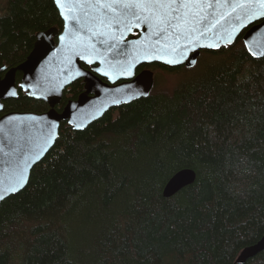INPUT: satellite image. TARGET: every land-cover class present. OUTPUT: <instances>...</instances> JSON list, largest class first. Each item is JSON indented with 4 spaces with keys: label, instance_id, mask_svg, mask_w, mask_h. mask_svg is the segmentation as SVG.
Listing matches in <instances>:
<instances>
[{
    "label": "trees",
    "instance_id": "trees-1",
    "mask_svg": "<svg viewBox=\"0 0 264 264\" xmlns=\"http://www.w3.org/2000/svg\"><path fill=\"white\" fill-rule=\"evenodd\" d=\"M52 26H63L54 0H6L0 65L24 61ZM144 66L180 78H155L82 129L62 120L27 184L0 201V264H264L263 251L237 261L264 235V56L240 34L192 67ZM82 86L72 81L57 109ZM48 108L19 87L0 115ZM183 167L195 180L165 196Z\"/></svg>",
    "mask_w": 264,
    "mask_h": 264
},
{
    "label": "water",
    "instance_id": "water-1",
    "mask_svg": "<svg viewBox=\"0 0 264 264\" xmlns=\"http://www.w3.org/2000/svg\"><path fill=\"white\" fill-rule=\"evenodd\" d=\"M68 2L75 3L76 0ZM58 9L61 15V9ZM65 15H69V12L65 11ZM235 15L236 13H232L231 16L220 19L216 27L209 29L203 36L194 34L189 39L181 36L179 40L174 35H168L167 38L151 35L146 27L125 31L121 38L115 27L105 28L95 24L93 32H90L88 28L92 25L86 22L77 35L94 45L95 52L86 50L75 37L67 35L76 27L71 16H80L84 20L79 8L72 9L69 21H65L61 15V30L52 26L37 32L33 48L24 61L8 68L4 76L2 71L6 69V65H0V111L4 108V99L14 97L8 95L10 91H15V96L18 95L17 71L22 72L19 83L22 89L29 96L47 102L49 108L42 112L12 110L0 115V190L15 184L21 174L24 183L19 190L27 184L34 164L55 143L62 120H67L76 129H82L112 106L148 95L155 84L154 71L144 68L137 72L139 65L160 62L169 66L184 64L192 67L197 63L202 49L228 46L240 34L253 56H264V18L245 22L243 26H236L233 31V26L239 23L232 18ZM94 32H103L105 35H95ZM108 33H114L116 38L112 39ZM230 33L232 39L228 40ZM61 36H65V39L61 40ZM145 50L149 52L147 58ZM155 56H160L161 59H156ZM167 60L175 63L168 64L165 62ZM83 63L92 64V69L84 67ZM129 65L130 70H126ZM101 76L108 80L104 81ZM80 77L84 79L85 90L77 98L67 101L62 110H58L56 105L61 101L64 89ZM120 79L122 81L117 82ZM49 137L50 143L46 144ZM195 178L196 171L193 168L178 169L166 182L164 195L175 194ZM10 194L12 193L4 191V198ZM261 251H264V235L257 242L244 247L237 261L244 263Z\"/></svg>",
    "mask_w": 264,
    "mask_h": 264
},
{
    "label": "snow or ice",
    "instance_id": "snow-or-ice-1",
    "mask_svg": "<svg viewBox=\"0 0 264 264\" xmlns=\"http://www.w3.org/2000/svg\"><path fill=\"white\" fill-rule=\"evenodd\" d=\"M55 2L61 9V15L65 21H69L73 8L81 10L84 20L80 16H71L76 27L67 35L75 37L86 50L93 52H95V46L88 44L83 37L77 35L78 31L85 27L86 22L92 25L88 28L90 32H93L95 24H99L105 28L115 27L122 38L125 31L146 27L151 35L165 38L168 35H174L176 40H179L181 36L185 39L192 38L194 34L203 36L209 29L215 28L220 19H225L232 13H236L232 18L239 22L238 25L233 26V31L236 26H243L245 22L264 18V0H215V2L213 0H76L75 3H69L68 0H55ZM208 9L212 11L209 12ZM221 9L225 11H219ZM65 11H68L69 15H65ZM65 28H68L67 24ZM94 34L105 35L103 32H94ZM108 35L112 39L116 38L114 33H108ZM60 39L64 40L65 36H61ZM227 39H232L231 33ZM208 47H214V45H208ZM144 55L147 58L149 52L145 50ZM154 58L161 59L160 56ZM165 62L175 63L173 60ZM130 67L129 65L126 70H130ZM8 95L15 96L16 92L10 91ZM52 127L54 128L55 125ZM50 140L51 137L46 140V144L50 143ZM23 183L24 177L21 174L15 184L0 190V200L4 199V191L14 193L23 186Z\"/></svg>",
    "mask_w": 264,
    "mask_h": 264
},
{
    "label": "flooded vegetation",
    "instance_id": "flooded-vegetation-1",
    "mask_svg": "<svg viewBox=\"0 0 264 264\" xmlns=\"http://www.w3.org/2000/svg\"><path fill=\"white\" fill-rule=\"evenodd\" d=\"M55 38V40L57 41V36H55L54 37ZM143 65L144 64H141V65H139L138 67H137V72L138 71H140V70H142L143 68H145V66L143 67ZM83 66L84 67H86V68H88V69H92V64H86V63H83ZM8 68L6 67V69L5 70H3L2 71V76H4V74H5V72H6V70H7ZM102 77V79L104 80V81H107L108 79L106 78V77H103V76H101ZM21 78H22V72L20 71H17V73H16V80H17V86H18V89H19V87H20V85H19V83H20V81H21ZM78 79H80L81 80V82L83 83V86H82V88L80 89V91H79V93H78V95L82 92V91H84L85 90V83H84V79H83V77H80V78H78ZM119 81H122V79H120V80H118L117 82H119ZM72 83V82H71ZM70 85V84H69ZM69 85L67 86V87H69ZM66 87V88H67ZM78 95H77V97H78ZM76 97V98H77ZM71 98H73V97H69V99H68V101L71 99ZM112 107H114V106H112ZM2 111H3V109H2ZM3 114V113H2Z\"/></svg>",
    "mask_w": 264,
    "mask_h": 264
},
{
    "label": "rangeland",
    "instance_id": "rangeland-1",
    "mask_svg": "<svg viewBox=\"0 0 264 264\" xmlns=\"http://www.w3.org/2000/svg\"><path fill=\"white\" fill-rule=\"evenodd\" d=\"M5 1L6 0H0V9H2L4 6H5ZM156 75H154V77L158 80L159 84H173L175 83L176 81L179 80L180 77L178 76H174V75H171V74H167V73H164V72H157L155 73Z\"/></svg>",
    "mask_w": 264,
    "mask_h": 264
},
{
    "label": "bare ground",
    "instance_id": "bare-ground-1",
    "mask_svg": "<svg viewBox=\"0 0 264 264\" xmlns=\"http://www.w3.org/2000/svg\"><path fill=\"white\" fill-rule=\"evenodd\" d=\"M181 189V188H180ZM264 252V251H263Z\"/></svg>",
    "mask_w": 264,
    "mask_h": 264
}]
</instances>
